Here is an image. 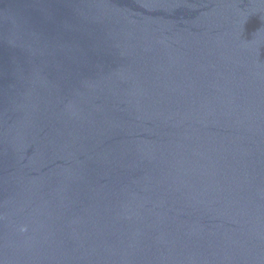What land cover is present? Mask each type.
I'll use <instances>...</instances> for the list:
<instances>
[{
    "label": "water",
    "instance_id": "95a60500",
    "mask_svg": "<svg viewBox=\"0 0 264 264\" xmlns=\"http://www.w3.org/2000/svg\"><path fill=\"white\" fill-rule=\"evenodd\" d=\"M0 264H264V0H0Z\"/></svg>",
    "mask_w": 264,
    "mask_h": 264
}]
</instances>
